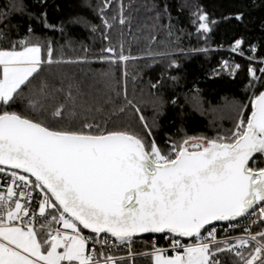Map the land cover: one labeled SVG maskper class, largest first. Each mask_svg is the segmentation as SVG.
I'll return each instance as SVG.
<instances>
[{
	"label": "snow or ice",
	"instance_id": "1",
	"mask_svg": "<svg viewBox=\"0 0 264 264\" xmlns=\"http://www.w3.org/2000/svg\"><path fill=\"white\" fill-rule=\"evenodd\" d=\"M111 5L101 0L94 9L105 29L112 27L105 12ZM185 7L194 8L192 23L207 39L217 21L200 6L179 5ZM8 8L0 9V264H127L136 255L151 264H264V66L248 67L251 95L247 103L232 101V128L179 140L167 135L161 144L162 96L153 93L158 103L151 123L126 87L121 104L111 97L81 102L79 89L60 97L63 90L41 76L65 61L31 24L25 35L11 38L4 21L26 7L8 0ZM41 16L44 27L56 29L46 13ZM161 16L171 22L168 4L157 10ZM71 22L99 30L83 16ZM119 23L125 24L122 4ZM168 27L171 35L174 26ZM58 30L63 34V25ZM243 44L235 39L231 52L243 56ZM101 52L108 55L96 59L110 65L138 59L125 55L123 43L119 51L107 46ZM247 58L264 65V58ZM171 66L178 67L176 61ZM240 68L228 60L221 66L233 77ZM129 108L138 125L117 123ZM237 229L240 235L233 234ZM146 234L148 250L134 253L135 238ZM122 247L126 257L114 254Z\"/></svg>",
	"mask_w": 264,
	"mask_h": 264
},
{
	"label": "trees",
	"instance_id": "2",
	"mask_svg": "<svg viewBox=\"0 0 264 264\" xmlns=\"http://www.w3.org/2000/svg\"><path fill=\"white\" fill-rule=\"evenodd\" d=\"M100 3L101 0H23L26 11L23 14L12 12L4 21L7 25L5 31L15 39L25 35L31 24L36 36L53 42L56 57L65 62L45 68L41 78H46L56 89H62L60 97L65 96L69 90L77 95L79 89L81 102L103 103L111 97L116 104H121L126 87L128 99L141 108L151 123L154 104L158 103L155 96H162L167 103L163 115L157 118L158 143L163 144L167 135L179 140L184 135L215 136L217 132L232 128L234 121L224 120L213 124L209 118L198 113L193 105L200 103L204 108L216 107L225 99L248 102L251 95L246 90L248 67L251 64L258 70L264 66L247 58L252 55L258 60L264 58V0H112V5L105 10L112 24L110 29L104 28L98 12L94 10ZM185 3L200 6L209 14L210 19L217 21L211 33L207 34V39L197 33L192 23L191 11L194 8H179V5ZM121 4L124 25L119 23ZM164 4L169 5L171 22L167 16L157 19V10H162ZM0 9L9 11L8 0H0ZM28 11L34 14L31 19ZM41 13L47 14L46 22L55 25L56 29L44 27V18H36ZM241 13L243 18L235 19ZM78 16L99 26V30L92 33L90 28L72 23ZM114 16L116 19H113ZM169 23L174 26L171 35ZM61 25L64 28L63 34L58 30ZM105 32L108 40L103 39ZM241 38L244 41L243 56L231 52L234 40ZM121 43L125 55L130 54L138 59L115 65L96 59L108 55L101 52L102 48L114 46L119 51ZM252 45L257 48L255 53L249 50ZM200 48H208L209 51H192ZM81 57H87V61L66 62L77 61ZM224 60L241 65L234 77L221 70ZM172 61H176L178 67H172ZM171 77L178 79L174 81ZM157 81L160 83L153 89L151 85ZM117 91L120 92L119 98ZM172 99L177 100L175 105L171 104ZM106 107L110 108L111 105ZM129 121L139 124L131 108L117 123ZM146 241L147 235L135 238L132 251H147ZM114 254L125 256L127 251ZM127 264L151 262L146 257L137 256L131 261L128 259Z\"/></svg>",
	"mask_w": 264,
	"mask_h": 264
},
{
	"label": "rangeland",
	"instance_id": "3",
	"mask_svg": "<svg viewBox=\"0 0 264 264\" xmlns=\"http://www.w3.org/2000/svg\"><path fill=\"white\" fill-rule=\"evenodd\" d=\"M99 76L98 78H100ZM97 78V79H98ZM100 82V81H99ZM234 101V99H225L223 103L219 106L216 107H209V108H204L203 105L200 103H194L193 108L200 113L201 115L206 116L207 118L210 119L211 123L213 124H219L220 122L224 120L228 121H234L235 119V112L232 110L231 103ZM139 256V255H137ZM135 256V257H137ZM133 258L130 259V261Z\"/></svg>",
	"mask_w": 264,
	"mask_h": 264
},
{
	"label": "built area",
	"instance_id": "4",
	"mask_svg": "<svg viewBox=\"0 0 264 264\" xmlns=\"http://www.w3.org/2000/svg\"><path fill=\"white\" fill-rule=\"evenodd\" d=\"M243 226H244V225H243V223H242L241 227H243ZM217 227H218V228H222L223 225L218 223ZM257 227H258V226H253L252 230H253V231H257ZM233 234H234V235H240V230H239V229L235 230ZM121 251H127V249L124 248V247H122L121 250L118 251V252H121ZM114 252H116V251L114 250ZM126 256H127V255H125V257H126ZM136 256H137V255H136ZM134 257H135V256H134ZM134 257H132V258H134Z\"/></svg>",
	"mask_w": 264,
	"mask_h": 264
},
{
	"label": "water",
	"instance_id": "5",
	"mask_svg": "<svg viewBox=\"0 0 264 264\" xmlns=\"http://www.w3.org/2000/svg\"><path fill=\"white\" fill-rule=\"evenodd\" d=\"M147 235V234H146Z\"/></svg>",
	"mask_w": 264,
	"mask_h": 264
}]
</instances>
